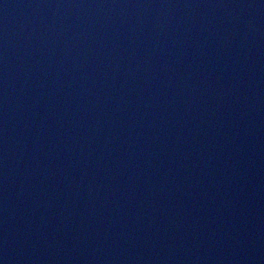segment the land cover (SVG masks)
Masks as SVG:
<instances>
[{
    "label": "water",
    "instance_id": "water-1",
    "mask_svg": "<svg viewBox=\"0 0 264 264\" xmlns=\"http://www.w3.org/2000/svg\"><path fill=\"white\" fill-rule=\"evenodd\" d=\"M0 264H264V0H0Z\"/></svg>",
    "mask_w": 264,
    "mask_h": 264
}]
</instances>
